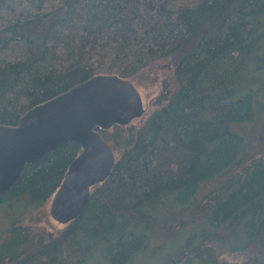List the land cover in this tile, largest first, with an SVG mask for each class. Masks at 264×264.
Wrapping results in <instances>:
<instances>
[{"label":"trees","instance_id":"1","mask_svg":"<svg viewBox=\"0 0 264 264\" xmlns=\"http://www.w3.org/2000/svg\"><path fill=\"white\" fill-rule=\"evenodd\" d=\"M162 60L173 88L139 127L96 129L116 163L56 236L22 224L81 148L26 166L0 199V264H264V0H0V125Z\"/></svg>","mask_w":264,"mask_h":264},{"label":"water","instance_id":"2","mask_svg":"<svg viewBox=\"0 0 264 264\" xmlns=\"http://www.w3.org/2000/svg\"><path fill=\"white\" fill-rule=\"evenodd\" d=\"M144 113L130 81L99 75L32 107L15 126L0 125V199L26 166L73 142L81 153L69 165L48 211L55 223L68 225L86 207L91 189L109 177L116 163L96 129L127 127Z\"/></svg>","mask_w":264,"mask_h":264},{"label":"rangeland","instance_id":"3","mask_svg":"<svg viewBox=\"0 0 264 264\" xmlns=\"http://www.w3.org/2000/svg\"><path fill=\"white\" fill-rule=\"evenodd\" d=\"M173 71L174 66L172 62L170 60H162L152 64L129 79L130 83L138 92L145 110L143 117L133 121L130 125L137 128L143 124V121L157 108L159 97L164 93V90L173 88L171 86ZM50 202L51 199L38 212L33 213L29 219L24 220L23 224L21 222L23 227L28 226L30 227V231H43L52 236H56L57 233L63 231L65 226L59 225L49 218L48 211ZM222 259L224 264H241L240 261H237L239 259L237 256H225Z\"/></svg>","mask_w":264,"mask_h":264}]
</instances>
